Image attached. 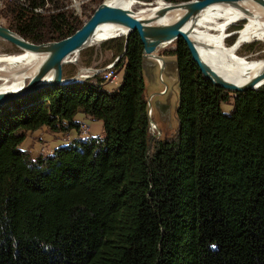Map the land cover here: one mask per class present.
Instances as JSON below:
<instances>
[{"label": "trees", "instance_id": "obj_1", "mask_svg": "<svg viewBox=\"0 0 264 264\" xmlns=\"http://www.w3.org/2000/svg\"><path fill=\"white\" fill-rule=\"evenodd\" d=\"M64 1L11 3L8 29L36 45L65 40L86 22ZM174 43L173 137L151 136L136 33L126 51L124 38L102 44L124 72L115 90L90 79L0 106V264H264V87L219 89ZM78 114L103 136L36 160L22 150L42 128L79 132Z\"/></svg>", "mask_w": 264, "mask_h": 264}, {"label": "water", "instance_id": "obj_2", "mask_svg": "<svg viewBox=\"0 0 264 264\" xmlns=\"http://www.w3.org/2000/svg\"><path fill=\"white\" fill-rule=\"evenodd\" d=\"M240 1L247 0H196L188 3L170 4V6L158 10L150 19H139L130 10L119 6H107L103 3L95 10L83 27L71 37L59 42L40 45L30 43L0 25L1 39L24 51L45 55L46 57L40 64L36 76L23 89L17 92L0 94V106L47 88L77 82L75 78L64 79V66L69 63L68 60L71 56L78 55L88 46L89 41L96 35L100 27L104 25L121 26L128 30V34L125 36V51L127 50V42L130 35L136 33L144 46V61L157 58L156 53L161 47L182 39L202 76L215 87L234 95L258 90L260 88L249 87L248 83L229 82L214 72L202 59L191 39L195 21L201 12L213 5L235 6ZM172 11H181L184 14L173 24H157L158 21L163 20ZM114 39L117 38H112V40ZM164 64L167 66L165 60ZM259 78H264V71L259 73L254 79ZM149 105H151L150 101ZM150 122L152 121L150 120Z\"/></svg>", "mask_w": 264, "mask_h": 264}, {"label": "bare ground", "instance_id": "obj_3", "mask_svg": "<svg viewBox=\"0 0 264 264\" xmlns=\"http://www.w3.org/2000/svg\"><path fill=\"white\" fill-rule=\"evenodd\" d=\"M105 4L126 10L140 5L142 8L136 15L139 19H150L161 8L170 6L163 0H156L155 4L146 7L139 0H105ZM183 14L181 11H172L157 24H173ZM243 20L248 23L237 34L235 43L227 47L225 40L228 29ZM127 34L128 30L124 27L104 25L89 41L88 46L102 44L112 38H124ZM191 39L202 59L225 80L239 84L248 83L253 88L264 87V78L254 79L264 71V60H246L237 54L246 44L256 41L264 43V0L240 1L235 6L218 4L207 8L197 17ZM45 58V55L24 50L20 54L0 55V94L23 89L26 82L36 76Z\"/></svg>", "mask_w": 264, "mask_h": 264}, {"label": "rangeland", "instance_id": "obj_4", "mask_svg": "<svg viewBox=\"0 0 264 264\" xmlns=\"http://www.w3.org/2000/svg\"><path fill=\"white\" fill-rule=\"evenodd\" d=\"M15 1H17V0H0V25L1 26L8 28V21L6 19L7 18L6 16H8L9 13H8L7 8L9 7L8 5H10L11 3H14ZM139 1H140L141 5H144V7H146V5L155 4V2H156V0H139ZM163 1L166 4L169 3V5L181 3V2H174V1H169V0L168 1L163 0ZM191 1H195V0L182 1V3H184V2L188 3ZM64 3L67 4V7L65 8V10H69V11L73 12L74 14L78 10H80L81 16H77V17H79L81 20L86 22L87 20H86L85 14H87L89 16L91 14V11L98 9L103 3H105V0H91L89 2H83V3L79 0H75V1L65 0ZM141 8H142V6L139 5L138 7H133L129 10L136 17V15L138 14V11ZM50 13H52V12H50ZM48 14L49 13H47V15ZM246 23H248V21L243 20L237 24L232 25L228 29V31H227L228 36L225 40V45L227 47H230L235 43V41L238 37L237 34L239 33V31L242 30V28H244V25H246ZM233 38H234V40L232 41V43H228V41L233 39ZM117 39H119V38H117ZM124 39H125V37H124ZM109 41H107V42H109ZM107 42H104L102 44H105ZM102 44L87 46L78 55L71 56L70 59L68 60L69 63L64 66L66 73L69 74V73L73 72L72 78H75L81 69L103 68V67L109 65L110 63L109 64H107V63L110 61L111 52L106 51V50L105 51L102 50L101 49ZM174 49H175V43L166 45L165 47H161L157 51L156 56H158V55L162 56L161 54L166 55L165 52H171ZM98 52L101 53L99 60H98ZM20 53H22L21 49H19L18 47L14 46V45L10 44L9 42L0 38V55H14V54H20ZM237 54L239 57H244L246 60H249V59H255V60L262 59V60H264V43L261 41H256L253 43L251 42L249 44H246L241 49H239ZM164 59H165V62L167 64V66H166L167 72H166V74H164V82L161 83L159 81V78H158V81L161 84V88H160L161 91L159 93H155L156 96H161V92L163 90H165L166 87H168L169 92H171L170 91V89H171L170 83H172V84L177 83V76H176L177 66H176V63L173 62V59L166 58V57ZM147 60L152 61L153 59L152 60L147 59ZM152 62H154V61H152ZM156 66H157V64H156ZM170 76L172 77L171 80L168 79ZM72 78H66V79H72ZM90 79H92V81L95 82L96 79H98V78H96L94 76ZM90 79H88V80H90ZM28 82L29 81H27L26 83H28ZM161 97H163V96H161ZM149 98H151V95ZM153 106H154V104H153ZM231 110H232L231 105H223L222 106V111L226 114H229L231 112ZM152 120L158 127L159 121H158V117H157V113H156L155 109H153V112H152ZM82 132H85L86 134H88L87 130H83ZM28 134H31V133H28ZM90 138H96V137H90ZM83 140H85V139H83Z\"/></svg>", "mask_w": 264, "mask_h": 264}, {"label": "crops", "instance_id": "obj_5", "mask_svg": "<svg viewBox=\"0 0 264 264\" xmlns=\"http://www.w3.org/2000/svg\"><path fill=\"white\" fill-rule=\"evenodd\" d=\"M166 58L173 59V62H175L174 56L167 55ZM160 72L161 71L157 68L154 62L150 60L144 61V76L146 82L145 96L148 100L150 95L153 98L152 103L154 104V109L159 121L158 130L161 134V138L165 139L173 137L178 130L176 112L179 103V91L177 83H170L171 92H169L167 96H164V98L156 96L155 93L161 91V84L158 81ZM123 75V71L117 73V82L105 86L106 90L111 92L118 88L122 82ZM171 78L172 77L170 76L168 79L171 80ZM75 122L81 126L79 132L71 130L68 133H52L47 128H42L37 132L28 134L21 146L22 150L29 152L32 159L36 160L40 155H52L58 148L66 147L75 140L89 139L90 137H102L104 134L102 122L93 121L83 114H78L75 118ZM83 130H87L88 134L82 132Z\"/></svg>", "mask_w": 264, "mask_h": 264}, {"label": "built area", "instance_id": "obj_6", "mask_svg": "<svg viewBox=\"0 0 264 264\" xmlns=\"http://www.w3.org/2000/svg\"><path fill=\"white\" fill-rule=\"evenodd\" d=\"M17 1H23V0H17ZM75 1V0H73ZM82 3L83 2H89L91 0H79ZM39 13H43V10L38 9L36 10ZM76 16H81L80 10H78L75 13ZM162 56L158 55L157 58L155 59H151L152 61H154L157 64V67L159 68V70L161 71L158 78L159 81L162 83L164 82V74H166L167 69H166V65L164 64V58L166 57L165 55L161 54ZM117 61V60H116ZM96 77L101 79L104 82V85H109V84H114L117 82L118 80V76L117 73L115 72V62L109 64L108 66L104 67V68H88V69H81L78 74L76 75V80L79 82H83L86 81L92 77ZM169 93V89L168 87L165 88V90H163L161 92V96H166ZM152 97L150 98V103L152 102ZM152 112H153V108L151 105H148V110H147V114L150 120H152ZM150 133L153 137H159L160 133L159 130L157 128V126L153 123L150 122Z\"/></svg>", "mask_w": 264, "mask_h": 264}, {"label": "clouds", "instance_id": "obj_7", "mask_svg": "<svg viewBox=\"0 0 264 264\" xmlns=\"http://www.w3.org/2000/svg\"><path fill=\"white\" fill-rule=\"evenodd\" d=\"M195 1H196V0H195ZM165 56H167V55H165ZM116 60L118 61V59H116ZM116 60H114L115 63L117 62ZM114 62H111V63H114ZM111 63H110V64H111ZM107 66H108V65H107ZM105 67H106V66H105ZM103 68H104V67H103ZM176 71H177V70H176ZM75 79H76V78H75ZM76 81H77V80H76ZM77 82H79V81H77ZM105 86H107V85H105ZM168 94H169V93H168ZM168 94H167V95H168ZM167 95H166V96H167ZM163 97H164V96H163ZM149 101H150V98H149V100H148V105H149ZM152 102H153V99H152ZM152 102H151L150 104H151L152 108L154 109V106H153V103H152ZM149 120H150V119H149ZM151 121L153 122V120H151ZM153 123H154V122H153ZM154 124H155V123H154ZM155 125H156V124H155ZM156 126H157V125H156ZM157 128H158V127H157ZM159 133H160V132H159ZM151 136H152V135H151ZM160 137H161V134H160L159 137H153V136H152L153 139H158V138H160Z\"/></svg>", "mask_w": 264, "mask_h": 264}]
</instances>
